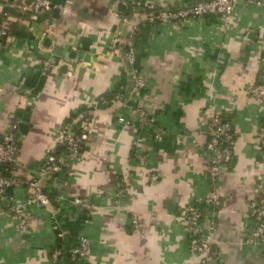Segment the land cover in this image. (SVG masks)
I'll use <instances>...</instances> for the list:
<instances>
[{
    "label": "crops",
    "instance_id": "0c3cea01",
    "mask_svg": "<svg viewBox=\"0 0 264 264\" xmlns=\"http://www.w3.org/2000/svg\"><path fill=\"white\" fill-rule=\"evenodd\" d=\"M195 1L51 0L32 15L16 0H0L11 37L0 49V141L20 120L9 172L15 182L0 199V264H54L51 251L78 235L89 238L90 255L63 264H199L188 246L186 208L212 192L214 204L200 206L203 224L215 222L210 263L264 264V246L244 242L264 218L250 207L264 195L257 137L264 98L249 92L264 88V8L237 0L227 24L217 15L145 20L149 2L176 8ZM139 20L134 47L145 84L131 91L124 35ZM48 58L55 64L42 72ZM139 110L153 121L141 124ZM210 110L234 130L233 156L216 180L199 125ZM85 118L87 144L78 157L65 158L58 131L80 129ZM50 153L64 166L45 176L41 166ZM33 178L49 196L47 206L26 203L24 181ZM75 196L99 208L85 211L72 203ZM10 205L22 206L27 230L7 212Z\"/></svg>",
    "mask_w": 264,
    "mask_h": 264
},
{
    "label": "built area",
    "instance_id": "2783aa9c",
    "mask_svg": "<svg viewBox=\"0 0 264 264\" xmlns=\"http://www.w3.org/2000/svg\"><path fill=\"white\" fill-rule=\"evenodd\" d=\"M237 0H197L191 4L176 8H160L156 4L149 2L143 6L146 12V21L150 23L167 24L178 22L190 17H202L209 15L220 16L225 24L230 20L233 4ZM246 5L264 8V0H241ZM16 5L22 13H30L32 15L40 14L43 10L51 6V0H16ZM142 21L131 23L128 25L124 35L125 60L130 71L132 79L131 91H138L144 86V79L140 76L139 68L136 63L135 56V36L139 31ZM10 16L4 13L0 18V49L5 41L11 40L9 35ZM55 62L52 59H44L40 66L42 72L48 71ZM250 94L255 98H264V88L260 85H252L249 89ZM119 93L115 94L118 99ZM140 123L152 122L153 118L145 111L139 110ZM121 123H128L123 117H119ZM89 118L84 119V125L81 131L76 133L68 125L62 126L57 134V144L63 149L65 158L74 159L78 157L83 148L87 144L86 128ZM20 120H15L10 125L8 131L0 141V199L4 198L8 189L13 186L14 179L10 175V170L17 161V132L19 130ZM199 125L204 128L207 141L205 148L209 154V175L212 180H216L220 169L223 165L230 162L233 156L232 143L234 139V130L231 122L224 118L221 114L214 110L205 112L199 119ZM259 154L264 165V121L259 125L257 130ZM141 161L145 157L140 158ZM64 166L58 156L50 153L46 156L41 173L45 176L52 175ZM27 193L26 203H39L47 206L50 202L48 195L43 191L39 178H33L24 181ZM72 203L85 211H95L99 208L88 196H75ZM216 200V193L212 192L205 197H196L194 202L186 208L185 224L190 231L188 246L189 249L198 255L199 264H211L212 258V237L211 231L214 228V220L210 219L206 225L202 221L201 205H213ZM252 209H257L264 213V195H261L257 201L250 203ZM7 212L13 216L21 230H27V224L21 216V205H10ZM131 222L134 226L139 223L134 213H131ZM64 231L57 233L58 237H62ZM244 242L252 245L264 246V218L252 228L246 235ZM91 253L90 240L85 235H78L76 241L72 245H57L50 253V260L54 264H63L65 260L75 263L81 259L87 258Z\"/></svg>",
    "mask_w": 264,
    "mask_h": 264
},
{
    "label": "water",
    "instance_id": "95a60500",
    "mask_svg": "<svg viewBox=\"0 0 264 264\" xmlns=\"http://www.w3.org/2000/svg\"><path fill=\"white\" fill-rule=\"evenodd\" d=\"M55 47H56V50H57V49L59 50L58 52L56 51L55 53H56L57 55L62 54L63 47H62V46H59V45H58V46H55ZM83 48L86 49V48H87V45H84ZM70 56H71V57H74V56H75V51H73V50L70 51L69 54H68L66 57L69 58Z\"/></svg>",
    "mask_w": 264,
    "mask_h": 264
},
{
    "label": "trees",
    "instance_id": "16d2710c",
    "mask_svg": "<svg viewBox=\"0 0 264 264\" xmlns=\"http://www.w3.org/2000/svg\"><path fill=\"white\" fill-rule=\"evenodd\" d=\"M74 132H76V133H78V132H80L81 131V129H74L73 130ZM3 169V167L2 166H0V170H2ZM44 191V190H43ZM45 192V191H44ZM46 193V192H45ZM47 194V193H46ZM49 197V196H48Z\"/></svg>",
    "mask_w": 264,
    "mask_h": 264
}]
</instances>
